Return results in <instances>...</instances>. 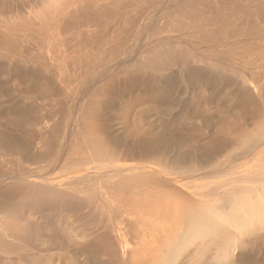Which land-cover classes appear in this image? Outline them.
<instances>
[{
  "label": "bare ground",
  "instance_id": "6f19581e",
  "mask_svg": "<svg viewBox=\"0 0 264 264\" xmlns=\"http://www.w3.org/2000/svg\"><path fill=\"white\" fill-rule=\"evenodd\" d=\"M0 78V264H264V0L1 5Z\"/></svg>",
  "mask_w": 264,
  "mask_h": 264
},
{
  "label": "rangeland",
  "instance_id": "374dc122",
  "mask_svg": "<svg viewBox=\"0 0 264 264\" xmlns=\"http://www.w3.org/2000/svg\"><path fill=\"white\" fill-rule=\"evenodd\" d=\"M33 0H29V1H27V0H0V6L1 5H4V7H5V9H6V12L8 13V14H13V15H22V13L24 14L25 12H26V10H28V8H29V5H30V3L32 2ZM19 13H21V14H19ZM49 15V14H48ZM46 19H47V17H46ZM1 79V78H0ZM1 83H0V90L1 89H5L6 87H5V85H3L2 84V79H1V81H0ZM2 99V101L0 102V103H2L3 102V98H1ZM0 99V100H1ZM136 100V101H135ZM141 99L140 98H133L132 100H130L129 101V103H128V106H129V108L130 109H127L128 111L125 113V115H127L128 113L129 114H131V115H133L134 113H136V114H134V116H139V113H138V111L140 110L139 108L140 107H142V103H143V100H142V102L140 101ZM3 103H5V100H4V102ZM2 103V104H3ZM139 103V104H138ZM4 106L6 105V104H3ZM133 108V109H132ZM5 155H3V157H4ZM3 157H1L0 158V161L2 160V158ZM5 157H9V156H5ZM5 157H4V159H5ZM11 157V156H10ZM2 160V161H5V164L7 165L8 163L6 162V160ZM4 162H2V163H0V171H3L4 170V168L5 169H7L6 168V166L3 164ZM2 164V165H1ZM4 165V166H3ZM3 166V167H2ZM3 168V169H2ZM3 184H9V182H7L6 181V183H3ZM5 185V186H6Z\"/></svg>",
  "mask_w": 264,
  "mask_h": 264
}]
</instances>
